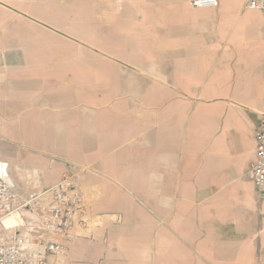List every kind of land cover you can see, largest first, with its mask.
Instances as JSON below:
<instances>
[{
    "label": "crops",
    "instance_id": "crops-1",
    "mask_svg": "<svg viewBox=\"0 0 264 264\" xmlns=\"http://www.w3.org/2000/svg\"><path fill=\"white\" fill-rule=\"evenodd\" d=\"M249 1L0 0V162L20 193L0 229L28 258L54 238L33 209L71 171L82 204L46 264H264Z\"/></svg>",
    "mask_w": 264,
    "mask_h": 264
},
{
    "label": "built area",
    "instance_id": "built-area-1",
    "mask_svg": "<svg viewBox=\"0 0 264 264\" xmlns=\"http://www.w3.org/2000/svg\"><path fill=\"white\" fill-rule=\"evenodd\" d=\"M192 7H216V0H192ZM249 10H263L264 0H251L246 5ZM255 163L251 167V177L256 188L258 201L264 199V121L255 132ZM50 203L33 209L42 224V228L53 236L49 241L36 240L34 245L43 250L35 259H30L23 251L22 239L19 235L10 234L5 228L0 229V264H46L47 254H62L66 248L55 238H67L73 219L82 204L81 186L77 178L64 176L58 184L48 192ZM20 199V193L9 180L7 164L0 162V208L10 206ZM38 199L34 194H28L24 205L29 206Z\"/></svg>",
    "mask_w": 264,
    "mask_h": 264
},
{
    "label": "rangeland",
    "instance_id": "rangeland-1",
    "mask_svg": "<svg viewBox=\"0 0 264 264\" xmlns=\"http://www.w3.org/2000/svg\"><path fill=\"white\" fill-rule=\"evenodd\" d=\"M64 176H71V177H73V178H77V175L73 174L71 171L64 172L63 175L61 176V178L64 177ZM61 178H60V180H61ZM60 180H59V181H60ZM77 180H79V179L77 178ZM59 181H58L56 184H58ZM56 184H54V185H56ZM54 185H53V186H54ZM53 186H51V187L48 189L47 192H49L50 189H51ZM18 234H19V233H18ZM18 234H16V235H18ZM35 241H36V240H35Z\"/></svg>",
    "mask_w": 264,
    "mask_h": 264
},
{
    "label": "bare ground",
    "instance_id": "bare-ground-1",
    "mask_svg": "<svg viewBox=\"0 0 264 264\" xmlns=\"http://www.w3.org/2000/svg\"><path fill=\"white\" fill-rule=\"evenodd\" d=\"M15 215V214H14ZM12 216H13V214H12ZM5 219V218H4ZM15 220H16V217H10V218H7V219H5V220H3L4 221V223L5 224H9V223H11L12 224V222L13 223H15ZM7 226V225H6Z\"/></svg>",
    "mask_w": 264,
    "mask_h": 264
}]
</instances>
